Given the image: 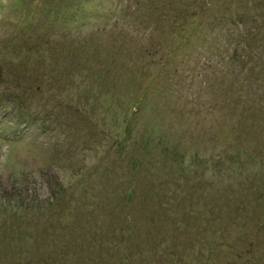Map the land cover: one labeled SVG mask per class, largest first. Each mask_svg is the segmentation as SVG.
Returning <instances> with one entry per match:
<instances>
[{
  "label": "rangeland",
  "instance_id": "obj_1",
  "mask_svg": "<svg viewBox=\"0 0 264 264\" xmlns=\"http://www.w3.org/2000/svg\"><path fill=\"white\" fill-rule=\"evenodd\" d=\"M204 1L209 8L203 0L87 2L77 14L88 22H79L62 21L58 9L41 13L47 3L70 12L72 0H0V96L11 81L46 80L28 94L27 121L10 102L0 105V264H264L258 18L217 23L223 0ZM28 11L44 16L39 25L21 22ZM43 39L69 53L62 67L22 56ZM143 50L151 62L137 63ZM130 74L144 77L153 101L125 117L126 90L116 87ZM57 193L75 196L69 208L46 206ZM152 241L161 249L144 253ZM205 241L215 245L210 254Z\"/></svg>",
  "mask_w": 264,
  "mask_h": 264
},
{
  "label": "trees",
  "instance_id": "obj_2",
  "mask_svg": "<svg viewBox=\"0 0 264 264\" xmlns=\"http://www.w3.org/2000/svg\"><path fill=\"white\" fill-rule=\"evenodd\" d=\"M192 1V4H194V2L196 3H200V0H190ZM212 0H208V2H210ZM241 0H223V3L221 4V6L218 9V12L220 13V15H217V23L221 22L222 19H224L227 15L228 17L226 18H231L234 19L235 16H239L240 18H243L242 14H249L251 17L254 16L255 18H258V20L255 23V28H254V35L255 36H259L261 38L260 41V45L258 49L261 53L263 57V53H264V0H257L259 1V3L261 5H263L262 8H257L255 11H252L250 8H246L243 6V2H240ZM87 2H89V4H94L95 2L99 3V0H72L70 6L68 7V9H70V12H65V10H62L60 7L52 4V3H47L44 8L43 11L41 12L42 14H46L47 9H58L59 12L58 13V17L63 16V20L62 21H67V19H71L73 17H75L79 22H83L85 21V19H82V17H79L77 12L81 11L84 8H87ZM204 3H206L204 0L203 2L200 3V7H204ZM226 4V5H225ZM158 6V5H156ZM155 6V7H156ZM206 7H208L207 5H205ZM244 7V8H243ZM209 8V7H208ZM203 9V8H202ZM227 10V11H226ZM188 14L189 10H185ZM204 11V10H203ZM30 12V19H26V18H22L21 22L22 23H32L33 20H35L34 24L39 25V20L42 17H34L35 16V12ZM245 12V13H244ZM192 13H195L194 11H192ZM186 14V15H187ZM85 15H87V10L85 12ZM167 16H169L170 18H174L175 22H177V15L174 13H167ZM247 18V16H246ZM248 19V18H247ZM45 21L48 19H44ZM43 21V20H42ZM243 21H246L245 19H243ZM88 22V21H85ZM172 24H174V21L172 20ZM35 25V26H37ZM195 27L200 28L201 25H196L194 24ZM231 33V32H230ZM242 35V34H241ZM253 34L252 31H250L248 33V35L246 36L249 40L252 38ZM245 38V35L242 37ZM205 42H207L206 39H203ZM48 40L47 39H43L41 41V44H39L37 47L32 48L30 45L27 46V48H22V56H28V58L32 57V54L35 56L34 62H45V61H49V62H57L58 66L62 67L60 64L61 58L68 55L69 53H64L63 49L60 48V44L59 45H53V48L49 49V48H44V43H47ZM62 46V45H61ZM72 48V47H69ZM66 50V48H64ZM181 49L180 47V41L178 40L176 45H175V50H177V52H179ZM255 48H253L252 54L253 57L257 55V51ZM221 50L220 49H216V52L219 53ZM153 52L149 51L148 53L143 50V53L139 59V61L137 63H142L144 61V59L146 58L147 55H150L147 57L146 62H151V58H152V54ZM246 57V56H244ZM32 63H33V59H31ZM206 62H208V60H206ZM199 62L197 61L193 66H196ZM56 64V63H54ZM19 66V65H18ZM58 68V67H57ZM59 69V68H58ZM60 71V70H59ZM63 74V73H61ZM111 74H113V76H115V72L112 71ZM264 74V71H261V75ZM48 75V74H45ZM137 75V74H135ZM133 74H130L129 76H131V79H124V81L122 82V84L118 87H116L117 89H122V90H126V94L124 95V98H127V101L122 103V105L120 106V108L122 109L123 113H127L125 117H130L133 115H138L140 112L145 111L144 113H146L150 107V104L152 103V97L148 98L147 97V90L145 87V80L143 79L144 77H139L138 75L135 76ZM114 79V77H113ZM113 79L108 80V83H111L113 81ZM134 80V81H133ZM105 81H107V78H105ZM43 84H46V80L41 81L39 80V77L34 78L33 80H28V83H26V86L24 87L23 83L21 82V80L17 79L15 82L11 81L9 82V87H5L6 92H8L5 96H0V105L4 108H6L7 110V102H10L12 104V106L14 108H18L19 111V117H18V122L22 123V119H24V116H26L27 114L30 116L31 115V111L28 110L27 112V97L28 94L31 95L29 92H32L33 89L35 88H41L43 86ZM4 92V91H3ZM10 92V93H9ZM12 94V95H11ZM15 94L16 97L13 95ZM21 100V101H20ZM31 101H33V99H31ZM134 102V103H133ZM33 112L36 113V111L33 109ZM144 113L140 114L139 117H141ZM48 114V113H47ZM145 115V114H144ZM36 119V117H34ZM143 118V116L141 117ZM34 120V119H33ZM27 121V120H26ZM254 159L256 158V156H252ZM51 160H53L54 158L51 156L50 157ZM58 160H62V158H59ZM129 183H132V179L127 180ZM130 195V194H129ZM66 201H63V199ZM75 198V196H69V195H65L63 196V193H57V194H53L49 196V200L46 203V206L50 205V208H54V209H63V208H69L71 206V201H73ZM51 200V201H50ZM107 198H103L102 201L104 204H106ZM127 200H130V198H127ZM43 202H45L44 199H42ZM87 201V199H83L82 205ZM25 202H29L27 199ZM73 207L75 208V206L73 205ZM81 208L79 207L77 210L75 209L76 215H79ZM115 210H120V208L118 209L117 207H115ZM254 212H257V207L255 208ZM107 213H109V211H105L104 214L106 215ZM80 216V215H79ZM80 218V217H78ZM162 221V220H161ZM96 231V230H94ZM100 231V230H99ZM206 245L203 246V248H205L204 250H206V252H208L210 254V250H212L215 245L214 244H208L207 241H205ZM148 245L147 248H144L145 251L144 253H146V251L151 248L152 251H158L161 249V247L159 246V243L152 241L151 243L146 244ZM227 247V246H226ZM229 247V246H228ZM147 249V250H146ZM188 252L189 254V250H186V253ZM230 252V250H229ZM264 252V251H263ZM117 254V253H116ZM140 254H142L140 252ZM232 254V253H230ZM160 256H163L162 252L159 253ZM118 258V259H117ZM115 260L116 263L114 264H125L123 263L124 261H122L119 257H117ZM127 259V258H126ZM126 262V261H125ZM167 264H176L177 261H171L170 258H167L166 260ZM186 262H180V264H185ZM127 264H141V262H137V261H132L131 262H127ZM224 264H226V261L224 262Z\"/></svg>",
  "mask_w": 264,
  "mask_h": 264
},
{
  "label": "bare ground",
  "instance_id": "obj_3",
  "mask_svg": "<svg viewBox=\"0 0 264 264\" xmlns=\"http://www.w3.org/2000/svg\"><path fill=\"white\" fill-rule=\"evenodd\" d=\"M63 127V126H62ZM61 130V129H60Z\"/></svg>",
  "mask_w": 264,
  "mask_h": 264
}]
</instances>
